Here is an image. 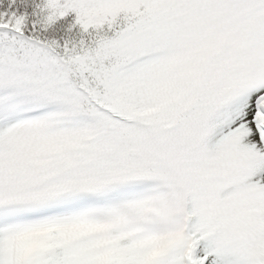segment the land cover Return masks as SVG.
I'll list each match as a JSON object with an SVG mask.
<instances>
[{
    "label": "snow or ice",
    "instance_id": "1",
    "mask_svg": "<svg viewBox=\"0 0 264 264\" xmlns=\"http://www.w3.org/2000/svg\"><path fill=\"white\" fill-rule=\"evenodd\" d=\"M0 264H264V0H0Z\"/></svg>",
    "mask_w": 264,
    "mask_h": 264
}]
</instances>
